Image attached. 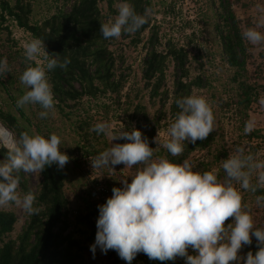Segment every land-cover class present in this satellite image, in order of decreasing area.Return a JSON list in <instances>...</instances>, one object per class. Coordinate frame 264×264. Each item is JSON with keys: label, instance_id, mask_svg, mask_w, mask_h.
<instances>
[{"label": "clouds", "instance_id": "clouds-1", "mask_svg": "<svg viewBox=\"0 0 264 264\" xmlns=\"http://www.w3.org/2000/svg\"><path fill=\"white\" fill-rule=\"evenodd\" d=\"M117 14L100 24L105 39L119 38L122 33L134 34L147 23L148 12L139 14L128 0L116 5ZM262 19L255 28L243 32V38L253 45L264 43ZM28 63L19 79L26 91L17 99V107L38 105V115L46 118L54 110L53 86L48 72L65 69L71 63L58 53H48L44 40L32 38L23 45ZM34 62V64L32 63ZM10 71L7 59L0 60V77ZM179 111L161 144L172 157H179L185 142L205 140L214 131L215 117L209 100L192 93L175 100ZM256 127L255 118L245 122L244 133ZM97 135L109 137L111 146L90 160L92 169L110 168L123 164L135 171L121 179L122 187H113L112 195L98 205L95 242L102 253L114 250L131 264L138 253L150 260L172 261L177 257L185 264H264V228L256 227L252 206L243 202L242 191L257 193L264 190V159H258L243 146L232 149L223 159L224 175L218 178L213 168L201 172L190 159L176 163L168 155L154 156L148 138L133 126L119 130L107 122L93 125ZM123 139L124 143H112ZM0 147L7 150L0 160V208L10 204L21 207L28 215H38L34 191L19 190L21 171L39 175L46 166L56 164L63 169L69 156L61 151V139L51 133L48 138L39 132L22 131L17 137L0 125ZM255 206L264 208V195H256ZM231 218V222L227 223ZM258 245L255 254L239 255L242 246L251 245L252 237ZM191 248L193 254H189Z\"/></svg>", "mask_w": 264, "mask_h": 264}, {"label": "rangeland", "instance_id": "rangeland-1", "mask_svg": "<svg viewBox=\"0 0 264 264\" xmlns=\"http://www.w3.org/2000/svg\"><path fill=\"white\" fill-rule=\"evenodd\" d=\"M26 1H29L32 6L30 20L41 21L59 9H68L73 0ZM148 1L149 25L139 35L122 33L119 38H110L109 47L114 56V76L122 83L118 93L107 91L97 96L83 95L70 102L73 104L71 109L65 106L63 111L54 102V110H50L46 118L38 115L41 111L39 106L36 111L38 115L36 119H40L41 125L45 126L50 133H55L60 137L61 151L70 158L61 169L64 174L65 194L68 198V217L72 220L67 230L79 239V247L76 248H79L83 260L89 264L107 261L110 255L118 254L114 250L102 253L99 247L93 254L90 246L94 244L95 237H88L90 229L85 225H81L82 230L74 226L75 209L82 208V200L78 196L79 188L87 184L91 174L100 176L111 189L122 187L121 176L123 178L128 176L126 179L130 182L129 175L135 171L134 168H124L123 164L116 165L115 170L92 169L90 160L111 146L109 137L90 132L93 125L103 121L110 124L113 130L124 127L129 131L133 126L137 129L148 126L142 110L136 109L137 103L140 102L144 105L150 122L156 125L153 141L157 136V139L162 142L166 138L170 124L175 120L168 111L170 98L166 99L165 104L162 105L158 97L152 98L149 95V86L143 76V70L144 58L151 46L161 50L165 49L168 42L183 46L187 52L186 65L189 78L199 74L204 79V85L194 86L192 93L203 95L209 100L215 122L210 146L196 147L186 155L185 159H190L196 165L194 170L198 169L203 172L215 168L218 170V178H222L224 175L221 168L222 161L236 146H243L246 151H251L258 159H264V89L262 88L264 86V43L253 45L243 38L246 46L245 69L237 72V67L230 65L225 59L221 37L218 30L214 28L219 20L218 15H215L219 10V0ZM8 2L13 3L14 0H8ZM120 2L117 1L114 4V11H109L105 3H101L105 22L117 14L116 5ZM231 6L239 18L242 37L246 29L255 28L264 19V0H231ZM257 30L264 33V27L257 28ZM32 38L34 36L28 30L17 25L15 20L7 14L3 20H0V51L6 53L10 68V71L1 78L9 82L11 79L15 80L12 86L15 94L13 98L18 99L27 90L21 84L19 77L29 63L23 55V45ZM179 73V69L168 58L160 91L167 89L169 93L172 92ZM240 79L247 80L259 92L258 98L246 108L235 102ZM0 106L18 115L12 98L1 86ZM35 107L36 105H25L23 108L29 112ZM76 117L83 122L82 127H77ZM250 118H255L256 127L251 133L245 134V122ZM0 124H2L1 121ZM85 134L88 135L87 138L84 137ZM122 141L124 140L117 139L112 143H122ZM93 149L97 151L91 152ZM21 172L26 178L27 187L36 190L40 175ZM19 190L24 192L20 187ZM241 191L243 202L252 206L254 223L257 225L260 218L263 221V208L255 206L256 195L254 193ZM2 208L12 209L17 216L14 229L9 233L10 236H14L24 224L26 213L16 204ZM230 222L231 218L226 224ZM255 242L256 239L253 236L252 244L242 246L239 255L245 256ZM188 251L189 254H193L191 248ZM138 258L139 256H136L131 264L133 262L142 264Z\"/></svg>", "mask_w": 264, "mask_h": 264}, {"label": "trees", "instance_id": "trees-1", "mask_svg": "<svg viewBox=\"0 0 264 264\" xmlns=\"http://www.w3.org/2000/svg\"><path fill=\"white\" fill-rule=\"evenodd\" d=\"M117 1L121 0H73L68 9H59L41 21H31L32 6L29 1L14 0L13 3H9L8 0H0V20H3L7 14L15 20L17 25L28 30L35 38L43 39L45 50L48 53H53V55L58 53L61 60L64 57L71 60L66 70L57 67L48 72L49 81L53 86L54 102L60 110L63 111L65 106L71 109L73 104L70 102L83 95L97 96L107 91L115 93L120 91L122 83L114 76V56L109 47L110 39H105L100 32V24L105 23L101 3L104 2L109 11H114V4ZM219 1V10L215 15H218L220 21L215 23L214 28L218 30L221 37L225 59L230 65L237 67L238 72L245 69L246 63V46L239 26V18L231 6V0ZM128 2L139 14H144L149 5L148 0H128ZM148 25L149 16L147 23L135 34L139 35ZM6 57V53L0 51V60ZM168 58L180 71L170 93L167 89L160 91ZM186 59L187 52L184 47L171 42H168L164 50L151 46L144 58L143 76L149 86V95L152 98L158 97L162 105L165 104L166 99L170 98L168 111L174 118L179 111L175 100L190 95L194 86L204 85V79L199 74L189 78ZM14 82L13 79L9 82L0 77V86L9 93L18 112L17 115L0 106L1 123L10 128L18 137L22 131H29L30 134L35 131L48 138L51 133L41 125L40 119H36L38 118L36 112L38 105L31 108L29 112L23 107H17V98H13ZM238 83L239 90L235 102L246 108L258 98L259 92L245 79H240ZM262 88L264 89V86ZM136 109L142 110L143 117L147 120L148 126L138 129L143 136L148 138L149 146L154 148V156L168 155L170 160L182 163L192 149L210 146L213 133L207 139L197 140L194 144L185 142L183 154L179 157H172L161 144L156 145L153 141L156 125L150 122L144 105L139 102ZM76 124L77 127H82L83 122L79 117ZM90 132L94 133V131ZM84 137L87 138L88 135L85 134ZM124 142L126 141H122ZM96 151L97 149H93L91 152ZM6 154L7 150L0 147V160H3ZM136 167L139 166L133 168L136 169ZM39 175V185L36 190H32L27 187L23 173H19L20 189L24 192L34 191L37 196L35 206L42 210L38 215L26 213L24 224L14 236H10L9 233L14 229L17 216L12 209L0 208V264H89L83 260L79 248H76L79 247V239L67 230L72 220L68 217V198L65 194L63 171L58 169L56 164H52L46 166ZM89 189L88 182L79 188L78 196L82 200V208L75 209L73 224L79 230H82L81 225H85L90 229L88 237L93 238L97 229L96 222L91 216L96 214L98 217L99 211L98 209L88 210L86 203H90ZM254 194L264 195V190H259ZM256 227L264 228V212L263 221L260 218ZM256 246L258 245L255 242L250 247L253 254H255ZM136 256H139L138 259L142 264H185L181 257L161 262L150 260L145 254ZM124 262L125 260L118 255H110L107 261L91 264H127Z\"/></svg>", "mask_w": 264, "mask_h": 264}, {"label": "built area", "instance_id": "built-area-1", "mask_svg": "<svg viewBox=\"0 0 264 264\" xmlns=\"http://www.w3.org/2000/svg\"><path fill=\"white\" fill-rule=\"evenodd\" d=\"M88 183L90 186L89 189V198L90 203L86 205L88 206V210H96L98 209V205H102L106 202V199L109 198L112 195V189L109 187V185L106 183L105 180H103L100 176L91 174L88 177ZM92 219L96 222L97 215L93 214ZM256 246V250H257ZM255 250V252H256ZM143 254V253H138Z\"/></svg>", "mask_w": 264, "mask_h": 264}, {"label": "bare ground", "instance_id": "bare-ground-1", "mask_svg": "<svg viewBox=\"0 0 264 264\" xmlns=\"http://www.w3.org/2000/svg\"><path fill=\"white\" fill-rule=\"evenodd\" d=\"M0 125H2V124H0Z\"/></svg>", "mask_w": 264, "mask_h": 264}]
</instances>
